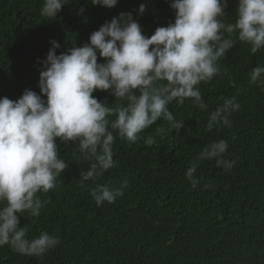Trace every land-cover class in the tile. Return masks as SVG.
Listing matches in <instances>:
<instances>
[{"label":"trees","instance_id":"trees-1","mask_svg":"<svg viewBox=\"0 0 264 264\" xmlns=\"http://www.w3.org/2000/svg\"><path fill=\"white\" fill-rule=\"evenodd\" d=\"M42 2L0 0V97L16 100L25 89L41 94V61L51 41L60 44L58 55L82 46L120 13H131L151 36L158 26L174 22L175 15L172 0H118L112 8L69 0L55 18L45 20ZM227 3L223 20L234 23L238 0ZM140 4L146 6L142 14ZM250 47L237 39L218 61L219 74L197 85L207 109L191 99L168 105L174 118L183 121L178 130L160 119L129 143L109 129L116 136V166L96 180L81 181V169L92 161L85 159L78 142L57 138L68 167L56 188L37 193L44 202L40 215L26 211L19 219L27 239L46 231L60 242L40 257L5 244L0 264H264V76L249 83L252 68L264 65V48L252 54ZM98 62H103L99 54ZM93 95L109 107L126 103L108 91ZM231 97L239 104L229 114L231 126L220 123L208 131L211 113L222 98ZM149 137L152 144L145 142ZM220 139L228 143L223 157L235 162L230 170L218 167L215 159H199L206 144ZM193 164L199 181L195 187L185 176ZM124 181L122 196L96 205L90 193L97 184L120 188Z\"/></svg>","mask_w":264,"mask_h":264},{"label":"clouds","instance_id":"clouds-1","mask_svg":"<svg viewBox=\"0 0 264 264\" xmlns=\"http://www.w3.org/2000/svg\"><path fill=\"white\" fill-rule=\"evenodd\" d=\"M117 2L91 0L94 6L108 8ZM67 3L43 0L40 14L51 20ZM227 6V0H172L174 22L158 26L151 36L142 32L131 13H120L93 31L82 46L58 55L60 44L51 41L38 82L46 99L31 89L16 100L0 97V246L9 244L20 254L40 257L59 244V238L46 231L27 239V229L19 219L26 211L40 215L44 202L37 193L56 188L57 178L68 167L60 158L57 138L78 142L85 159L92 161L81 169V181L96 180L116 166L112 130L133 143L160 119L172 129L182 127L183 121H177L168 108L173 101L183 105L191 99L207 109L197 85L219 74L218 61L236 40L249 44L252 54L264 48V0H238L235 22L229 24L223 20ZM145 9L140 4L138 13ZM98 54L103 62H98ZM262 76L264 65H257L249 83L255 84ZM97 90L126 103L109 107L93 95ZM222 99L223 104L209 117L208 131L220 123L230 127L229 114L239 109L235 97ZM145 142L152 144L153 139ZM227 149L224 139L208 143L199 159H215L218 167L230 170L235 162L223 157ZM196 168L193 164L185 173L193 187L199 183L193 175ZM126 185L127 181L120 188L97 184L90 195L97 206L113 203Z\"/></svg>","mask_w":264,"mask_h":264}]
</instances>
